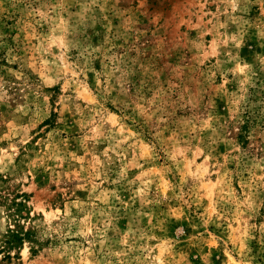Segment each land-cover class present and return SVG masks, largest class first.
I'll return each mask as SVG.
<instances>
[{"label":"rangeland","instance_id":"374dc122","mask_svg":"<svg viewBox=\"0 0 264 264\" xmlns=\"http://www.w3.org/2000/svg\"><path fill=\"white\" fill-rule=\"evenodd\" d=\"M16 192L0 264H264V0H0Z\"/></svg>","mask_w":264,"mask_h":264},{"label":"trees","instance_id":"16d2710c","mask_svg":"<svg viewBox=\"0 0 264 264\" xmlns=\"http://www.w3.org/2000/svg\"><path fill=\"white\" fill-rule=\"evenodd\" d=\"M7 196L0 194V207L5 212V217L11 222V227L6 228L1 241L3 244L1 250L8 257L9 250L20 247L24 241L30 242L32 232L24 230L18 223V219L22 218V212L25 210L26 196L18 192L13 193L11 199H8Z\"/></svg>","mask_w":264,"mask_h":264}]
</instances>
